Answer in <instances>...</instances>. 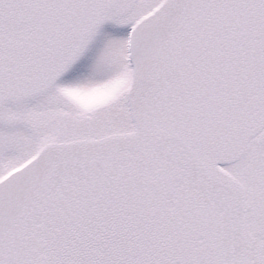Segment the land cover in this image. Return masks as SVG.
Masks as SVG:
<instances>
[{"label":"snow or ice","instance_id":"obj_1","mask_svg":"<svg viewBox=\"0 0 264 264\" xmlns=\"http://www.w3.org/2000/svg\"><path fill=\"white\" fill-rule=\"evenodd\" d=\"M0 264H264V0H0Z\"/></svg>","mask_w":264,"mask_h":264}]
</instances>
